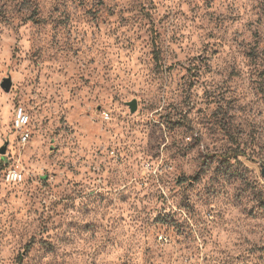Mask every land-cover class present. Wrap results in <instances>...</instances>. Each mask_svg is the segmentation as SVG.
Instances as JSON below:
<instances>
[{
  "label": "rangeland",
  "instance_id": "374dc122",
  "mask_svg": "<svg viewBox=\"0 0 264 264\" xmlns=\"http://www.w3.org/2000/svg\"><path fill=\"white\" fill-rule=\"evenodd\" d=\"M4 77L0 264H264V0H0Z\"/></svg>",
  "mask_w": 264,
  "mask_h": 264
},
{
  "label": "built area",
  "instance_id": "2783aa9c",
  "mask_svg": "<svg viewBox=\"0 0 264 264\" xmlns=\"http://www.w3.org/2000/svg\"><path fill=\"white\" fill-rule=\"evenodd\" d=\"M102 117L103 119L107 120L109 118V114L107 112H104ZM29 122H30L29 116L23 111L22 108H19L16 114L14 128L17 132L19 139L22 142H25L30 136V132L27 129ZM5 180L9 183H15V184L20 183L23 181V173L22 171L16 168H9L5 171ZM159 239L165 240L166 237L160 235Z\"/></svg>",
  "mask_w": 264,
  "mask_h": 264
},
{
  "label": "water",
  "instance_id": "95a60500",
  "mask_svg": "<svg viewBox=\"0 0 264 264\" xmlns=\"http://www.w3.org/2000/svg\"><path fill=\"white\" fill-rule=\"evenodd\" d=\"M12 86V79L10 77H4L2 81L0 82V87L8 92L11 89ZM127 105L129 107V111L131 113H134L137 109V101L136 99H132L131 101L127 102ZM8 142H6L3 146L0 147V154H4L6 152Z\"/></svg>",
  "mask_w": 264,
  "mask_h": 264
}]
</instances>
